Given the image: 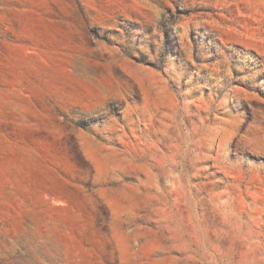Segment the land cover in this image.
Instances as JSON below:
<instances>
[{
  "label": "rangeland",
  "instance_id": "rangeland-1",
  "mask_svg": "<svg viewBox=\"0 0 264 264\" xmlns=\"http://www.w3.org/2000/svg\"><path fill=\"white\" fill-rule=\"evenodd\" d=\"M0 264H264V0H0Z\"/></svg>",
  "mask_w": 264,
  "mask_h": 264
}]
</instances>
